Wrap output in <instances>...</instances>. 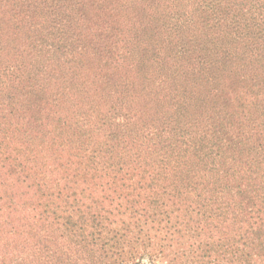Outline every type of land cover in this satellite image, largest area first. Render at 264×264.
<instances>
[{
  "label": "trees",
  "instance_id": "1",
  "mask_svg": "<svg viewBox=\"0 0 264 264\" xmlns=\"http://www.w3.org/2000/svg\"><path fill=\"white\" fill-rule=\"evenodd\" d=\"M0 264H264V0H0Z\"/></svg>",
  "mask_w": 264,
  "mask_h": 264
}]
</instances>
